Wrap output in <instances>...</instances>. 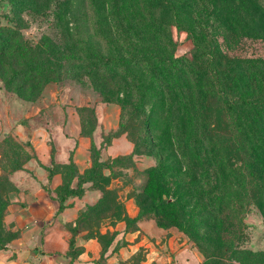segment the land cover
I'll return each instance as SVG.
<instances>
[{"label":"rangeland","instance_id":"obj_1","mask_svg":"<svg viewBox=\"0 0 264 264\" xmlns=\"http://www.w3.org/2000/svg\"><path fill=\"white\" fill-rule=\"evenodd\" d=\"M147 1L0 0L1 213L36 185L31 167L39 165L33 144L39 137L49 146L52 174H58L56 184L42 189L52 199L62 196L72 210V218L58 224L69 255L80 249L73 246L77 233L100 245L95 264H104L112 245L118 249L144 235L169 253L185 243L177 254L186 264H264V212L254 204L241 215L233 242L217 225L218 247L214 238L196 240V228L179 217L198 210L192 179L203 175L214 194L242 203L244 156L261 161L257 170L264 172V104H235L230 112L221 95L264 99V0H158L153 9ZM150 21L161 22L172 44L164 46L139 25ZM25 48L31 53L22 54ZM39 56L48 64L45 73L31 71ZM201 98L206 110L192 111L188 139V123L179 127L190 112L183 102ZM169 115L174 123L168 127ZM104 119L115 132L101 126ZM253 119L260 126L244 125ZM66 123L78 124L79 135L90 138L92 155L81 170L70 158ZM115 133L131 143L130 151L105 152ZM69 186L75 191L69 193ZM236 210L230 202L221 212L239 219ZM206 229L211 232V225ZM16 234L11 224L0 226L3 240ZM142 253L139 245L128 261L139 262ZM125 262L119 257L114 264Z\"/></svg>","mask_w":264,"mask_h":264},{"label":"crops","instance_id":"obj_2","mask_svg":"<svg viewBox=\"0 0 264 264\" xmlns=\"http://www.w3.org/2000/svg\"><path fill=\"white\" fill-rule=\"evenodd\" d=\"M102 127L114 129L113 124L102 120ZM69 131L64 136L69 143L70 156L78 170L88 164L89 150L88 136L79 135L80 126L76 124L73 128L70 123ZM74 136V137H73ZM72 141V142H71ZM34 150L39 165L31 167L36 175V185H31L27 195H20L13 198L8 209L2 214V222L11 224L17 229V234L9 238L5 245L0 248V264H95L94 259L99 255L100 245L92 237L84 238L80 233L73 235V246L80 247L76 255H69L66 252L68 242L64 230L59 227V220L72 218V210L63 207L55 212L57 202L45 194L41 184L57 183V173L47 176L46 166L50 165V149L45 140L34 137ZM132 145L122 134L113 136L111 142L104 148L105 152L111 155L120 152L130 151ZM64 150V149H63ZM18 200L24 203H18ZM55 216V217H53ZM139 245H142L143 256L135 264H186L184 256L177 253L185 247L182 244L179 249L168 251L162 249L157 240L143 237L138 241H128L118 249L107 248L104 251V264L117 263L119 257L126 259L124 264H131L128 259ZM178 259L177 262L175 259Z\"/></svg>","mask_w":264,"mask_h":264},{"label":"trees","instance_id":"obj_3","mask_svg":"<svg viewBox=\"0 0 264 264\" xmlns=\"http://www.w3.org/2000/svg\"><path fill=\"white\" fill-rule=\"evenodd\" d=\"M151 1H157V3H151ZM147 3H150L149 7L151 9L160 6V3H158V0H148ZM160 24H161V22L160 23L158 22L155 24L154 22L150 21L149 23L145 22V23H141L139 25L141 28H143V30L152 33L156 38H158L164 46H166L168 44H172L173 40L171 38V35L168 33L166 34L163 31L164 28H162V26H160ZM120 27H122V26H120ZM60 32H63V31H60ZM7 37H9V35ZM3 48H4V46L1 45V49H3ZM32 52H33V50H32ZM30 53H28V51L25 48V50L22 54L28 55ZM37 54H39V53H37ZM103 58L107 59V58H110V56L105 55ZM131 59H132L131 57H127L124 60L131 61ZM76 60H78V58ZM117 60H123V59L118 57ZM159 60L164 61L163 58H160ZM36 61L37 62H35V65L32 66L33 68L31 69V71L33 69H37L36 73H40L41 71H42V73H45L44 71L46 69H48V64L44 61V58L39 56V58H37ZM22 73H24V72H22ZM28 77H33V76H32V74H30V76H28ZM161 86L164 88L163 85H160V87ZM162 87H161V89H162ZM221 95H222V100H223L225 108L230 112L233 111L235 104H240V105H243V106L248 107V108H254V107L258 106L259 104H264V99L249 98V97H244L242 95H236V96H232L231 98H228L227 95L225 94V91H223V90H221ZM183 103H184V108L186 109V111L190 110V112H188V113L186 112L184 120H183V118L181 119L182 124H180L181 122L179 121V127H182L183 122L186 124L188 123V127H189L188 135L189 136L187 138L189 139L192 136L191 135L192 130H191L190 126L195 121V120L190 119L191 113H192V111L195 110L196 106H198V108H199V106H202V110H206V107H204L205 100H203V98H201L200 100H193V101L188 100V102H183ZM207 115L208 114L205 112V114H203L202 116H204V118H206ZM173 123H174V117L172 115H169L168 119L166 121V125L169 127ZM235 123L236 122H233L232 125H234ZM256 124H258V125H256ZM260 124H261V120L258 121L256 119L255 120L253 119L251 121L247 120V122H244V125L248 128L252 127V126L253 127L254 126H260ZM145 130H146V135L149 138L151 145L154 146V142L152 141L151 132H150V128L148 125H146ZM81 131H82V124H81ZM115 131H116L115 128L111 130V132H115ZM82 133H84V132L82 131ZM84 134L87 135L88 133H84ZM196 138L199 139V137H196ZM186 141H189L192 144H195V140L190 141V140L186 139ZM176 151L180 152L178 144H176ZM90 154L92 155V149L91 148L89 150V155ZM50 162H52L51 157H50ZM244 163H245V168H246V174H245V177L242 181L241 187L246 193L243 196L242 203L239 202V198L232 197L228 194H225V195L214 194L216 189L211 186L212 184L211 185L209 184L207 177L205 178V180H203V175H202V178L199 177L198 179H192L191 180L190 187L193 189L199 190L198 195L193 194V202H192V204L197 206L198 210L194 211L193 213H187V214L179 215V217H180V219H182V222L191 223L192 224L191 227L192 228L194 227V229L196 228V230H194V238L196 240H198L200 243L212 240V238H214V240H212V243L215 244L218 240L221 243V235L219 236V234L215 233V231L218 227L217 225H219V224H221L222 227L226 228V230L228 231V239L230 242H233L234 240H236V235L234 234L235 230L236 229L240 230V226L243 224L240 217L245 212H247L250 204H254L257 208H259L261 211L264 212V177H260V173H264V172H258V170H257V166L261 163V161L255 160L254 162H251V160H249V157L244 156ZM73 164H74V162H73ZM74 167H75V169H77L75 164H74ZM46 169H47V176L50 177L52 174L51 165L46 166ZM212 172H214V170H212V168L210 167V173H212ZM73 175H75V173ZM153 180H154V177H153ZM216 185H218V184H216ZM74 189H75V187L69 186L66 190L69 191V193H70V192L75 191ZM56 193H59V191L58 192L56 191ZM61 197L62 196H60V198H54L57 202V207L55 210L56 213L61 211L64 207L63 201H61L62 200ZM230 202H232L233 206L237 207L236 211H238L240 213L239 219L234 212L228 214L227 216H226V214H223L221 212V209L223 208V206H226V205L229 206ZM213 205H216V207H217L216 212L213 211ZM153 206H156V205H153ZM139 207L141 208V205H139ZM138 213L136 215L128 218V219H130V220L134 219L135 220L138 217ZM2 214L3 213H1V209H0V226L3 224ZM171 214H172V212L171 213L166 212L165 216L169 217ZM185 215H186V217H185ZM208 225H211V227H212L211 232H208V230L206 229V227ZM8 240H9V238L6 240H3V238L0 235V248H2ZM216 247H218L217 243H216ZM231 252L233 253L234 250H231Z\"/></svg>","mask_w":264,"mask_h":264},{"label":"clouds","instance_id":"obj_4","mask_svg":"<svg viewBox=\"0 0 264 264\" xmlns=\"http://www.w3.org/2000/svg\"><path fill=\"white\" fill-rule=\"evenodd\" d=\"M28 33H25V35H27Z\"/></svg>","mask_w":264,"mask_h":264}]
</instances>
